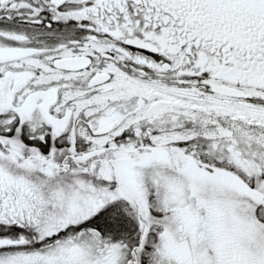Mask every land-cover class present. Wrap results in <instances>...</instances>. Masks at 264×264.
<instances>
[{
	"label": "snow or ice",
	"instance_id": "6c2138e0",
	"mask_svg": "<svg viewBox=\"0 0 264 264\" xmlns=\"http://www.w3.org/2000/svg\"><path fill=\"white\" fill-rule=\"evenodd\" d=\"M0 264H264V0H0Z\"/></svg>",
	"mask_w": 264,
	"mask_h": 264
}]
</instances>
